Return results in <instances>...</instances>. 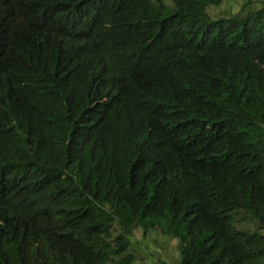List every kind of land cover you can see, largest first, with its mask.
<instances>
[{
    "label": "trees",
    "instance_id": "obj_1",
    "mask_svg": "<svg viewBox=\"0 0 264 264\" xmlns=\"http://www.w3.org/2000/svg\"><path fill=\"white\" fill-rule=\"evenodd\" d=\"M226 1L0 0V264H137L117 222L264 264V7Z\"/></svg>",
    "mask_w": 264,
    "mask_h": 264
},
{
    "label": "rangeland",
    "instance_id": "obj_2",
    "mask_svg": "<svg viewBox=\"0 0 264 264\" xmlns=\"http://www.w3.org/2000/svg\"><path fill=\"white\" fill-rule=\"evenodd\" d=\"M246 1L227 0L223 8L211 9V15H239L243 11ZM254 1V4L250 5L248 11L264 7V0ZM243 219L244 215H240V220ZM240 229L257 231L258 227L249 220H245L241 222ZM112 237L113 239L126 237L130 240L128 252L136 255L137 264H180L178 241L164 236L159 231L145 233L139 226L131 225L127 227L117 222L113 226Z\"/></svg>",
    "mask_w": 264,
    "mask_h": 264
}]
</instances>
